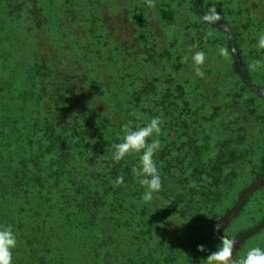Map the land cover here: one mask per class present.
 <instances>
[{
  "label": "rangeland",
  "instance_id": "374dc122",
  "mask_svg": "<svg viewBox=\"0 0 264 264\" xmlns=\"http://www.w3.org/2000/svg\"><path fill=\"white\" fill-rule=\"evenodd\" d=\"M38 1L47 22L36 40L25 38L27 23L6 26L0 10V46L32 43V56L51 61L57 84L43 99L86 91L92 105L106 103L111 118L125 119L157 81V95L183 85L191 108L181 118L183 129H162L160 150H169L170 166L158 167L162 188L154 200L142 201L138 181L122 184L134 195L132 210L129 202L113 210L111 196L89 194L81 213L56 215L47 263L205 264L207 253L198 246L215 251L222 242L232 249L231 264H240L250 249L264 248V72L249 68L264 59V50L254 47L264 34V0H154L151 8L145 0ZM196 51L207 56L203 79L194 78ZM26 79L28 99H36L34 79ZM20 90L13 88V99ZM33 113L45 133L47 111ZM178 117L175 112L170 121ZM127 158L137 163L136 155ZM101 159L103 182L118 188L108 174L124 160L114 162L109 153ZM31 214L24 215L30 220Z\"/></svg>",
  "mask_w": 264,
  "mask_h": 264
},
{
  "label": "trees",
  "instance_id": "16d2710c",
  "mask_svg": "<svg viewBox=\"0 0 264 264\" xmlns=\"http://www.w3.org/2000/svg\"><path fill=\"white\" fill-rule=\"evenodd\" d=\"M0 10L10 29H21L27 23L31 29L25 38L31 37L32 42L46 26L47 17L38 0H0ZM195 41L200 42L199 38ZM22 44L10 49L0 46V225L13 226L18 236L13 264H48L54 251L50 241L57 228L56 215L69 218L81 213L91 193L111 196L113 210L121 211L128 202L133 209L134 195L122 185L115 189L112 184L107 186L99 172L104 163L101 158L114 151L111 142L122 134L123 126L143 124L160 116L162 129L181 130V118L191 108L183 85L157 95V81L145 87L133 105L134 116L125 119L111 118L104 108L106 103L92 105L86 91L76 93L74 99H43L46 89L57 84L53 64L44 56L29 53L28 47L34 44ZM170 55L163 54V59L169 61ZM28 74L34 79L36 99H28ZM17 86L21 89L19 99H13ZM153 93L146 105L144 99ZM8 96L11 99H6ZM37 109L49 115L45 133L40 130L39 119L32 116ZM175 112L179 117L170 121ZM114 129L119 132L111 133ZM49 130L53 131L49 134ZM156 162L158 167L170 166L169 150H159ZM134 163L125 158L123 165L114 166L108 174L109 182L114 184L121 176L124 183L136 182L131 173ZM26 212L32 213L30 220Z\"/></svg>",
  "mask_w": 264,
  "mask_h": 264
},
{
  "label": "clouds",
  "instance_id": "9594fccd",
  "mask_svg": "<svg viewBox=\"0 0 264 264\" xmlns=\"http://www.w3.org/2000/svg\"><path fill=\"white\" fill-rule=\"evenodd\" d=\"M148 7H154V0H145ZM258 50H264V34L257 38ZM206 53L196 51L191 56V63L194 70V78L203 79L205 71L203 66L206 63ZM249 68L253 72H264V59H254L250 62ZM163 120L160 116L151 117L146 123H128L122 128L120 142L116 143L114 151L111 152V159L114 162H121L129 155L138 157L137 163L131 168V173L143 188L142 201L152 202L155 194L162 188V177L156 162V155L161 149L160 135L162 133ZM115 183L119 186L124 183V177H118ZM179 226V225H178ZM215 226V232H219ZM18 246V236L11 225H0V264H13V252ZM197 250L207 253L203 259L205 264H231L229 258L232 249L222 242L215 251H210L203 244ZM240 264H264V248L254 247L250 249Z\"/></svg>",
  "mask_w": 264,
  "mask_h": 264
}]
</instances>
